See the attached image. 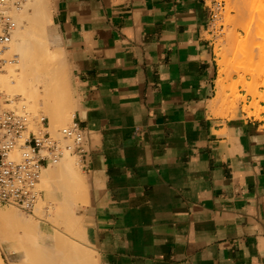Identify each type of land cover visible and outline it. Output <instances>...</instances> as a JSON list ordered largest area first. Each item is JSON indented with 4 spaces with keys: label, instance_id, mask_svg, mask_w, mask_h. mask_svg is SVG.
<instances>
[{
    "label": "crops",
    "instance_id": "crops-1",
    "mask_svg": "<svg viewBox=\"0 0 264 264\" xmlns=\"http://www.w3.org/2000/svg\"><path fill=\"white\" fill-rule=\"evenodd\" d=\"M50 2L98 264H264V115L208 106L209 0Z\"/></svg>",
    "mask_w": 264,
    "mask_h": 264
},
{
    "label": "bare ground",
    "instance_id": "bare-ground-1",
    "mask_svg": "<svg viewBox=\"0 0 264 264\" xmlns=\"http://www.w3.org/2000/svg\"><path fill=\"white\" fill-rule=\"evenodd\" d=\"M43 8L42 0H27L19 10L13 11L17 27L13 32L12 52L9 53L16 52L17 58L14 62L17 64H11L8 67L9 74L6 75V78L11 81L15 79L20 81L16 89L19 92L10 94L12 103H15L17 96L20 99V105L23 104L25 108L30 102L34 106L48 108L59 106L60 110L63 109L61 112L64 115L60 117V119L63 117L60 120L62 121L65 117L71 118L74 113H70L71 103L66 100L67 78L65 75L59 74L60 65L58 66V63L60 60L57 59L59 55H56L55 50L51 47L52 44H50L54 38L50 35L47 25L49 14ZM29 9H32L33 12H29ZM256 16L260 18V23L256 24L260 28L264 21V0H238L235 18L238 24H243V20L247 18L245 29L248 34L254 29L253 24L256 22ZM51 24L53 26L52 22ZM254 33L256 35V30ZM218 56L220 69L216 85L217 91L214 99L208 105L213 112L217 111V107L220 105L218 103L227 91V80L229 79L225 57L221 54ZM221 57L222 59H220ZM3 77L5 76L0 75V84L4 82ZM252 93L256 94L257 90ZM56 114H58L56 110L47 109L44 118L53 121L57 118ZM67 150L69 149L62 151L63 155L52 170L48 168L43 170L39 182L49 183L55 189L59 202L66 205V211L73 218L76 203L85 198L87 187L86 178L77 166L79 161ZM42 209L41 203H36L34 210L39 211L40 214ZM52 227L44 228L40 223L25 222L13 209H0V232L10 245V254L17 259L12 264H83L81 261L86 258L89 251L86 250V242L66 230L61 229V233L57 234ZM90 261L96 264L91 253ZM0 264H4L1 257Z\"/></svg>",
    "mask_w": 264,
    "mask_h": 264
},
{
    "label": "rangeland",
    "instance_id": "rangeland-1",
    "mask_svg": "<svg viewBox=\"0 0 264 264\" xmlns=\"http://www.w3.org/2000/svg\"><path fill=\"white\" fill-rule=\"evenodd\" d=\"M27 0L24 1V3ZM44 5V10L48 12L49 17L47 18V25L50 29V35L52 36L54 31V22L52 19V11H51V2L50 0H42ZM209 4L213 6V19L211 22V39L214 42L215 46V55L217 57V62L219 65V56L221 54L225 57V63L229 70V79L227 80V91L224 93V97L218 103L217 111H211L214 115L221 117H235L239 114H245L246 117H257L260 118L261 115H264V21L260 28L257 27V23H260L259 16H256V22L253 24L255 30L248 34L247 29H245L246 19L243 20V24H238L236 21V9L238 6V0H209ZM23 6V5H22ZM32 9H29V12ZM32 14V13H30ZM53 23V26L51 22ZM264 20V19H263ZM245 21V22H244ZM262 23V22H261ZM243 26V27H242ZM260 26V24H259ZM259 29V30H257ZM254 37H253V35ZM251 35V36H250ZM54 38V37H53ZM52 44L51 47L55 50L56 55H59L57 58L59 67V74L65 75L67 78L68 85L65 87L67 89V97L66 100L70 101V113H73V93H72V84H71V74L70 67L66 55V51L55 43ZM12 52V51H11ZM16 53V52H14ZM58 53V54H57ZM9 54V55H8ZM12 54L9 52L4 57H10ZM222 59V57L220 58ZM11 64L17 63H6L0 64V75H3L4 82L0 84V112L5 110H19V111H27L30 114L29 116V126L28 131H33L36 134L44 133L46 131L50 132L53 138L59 140L61 144L62 151L64 152L68 146H74V142L71 138L67 137L63 133V129L70 126L72 124V119L64 118L60 121V117L63 116V112H61V107L53 106V107H42V106H34L33 103H28L29 105L25 106L20 105V99H15V103L10 101L11 93L19 92L17 91V86L20 83L18 79L14 81L8 80L6 75H8V67ZM220 69V65H219ZM21 74V73H20ZM59 75V76H60ZM21 77V76H20ZM4 85V86H3ZM217 85V82H216ZM257 90L256 94L252 92ZM217 91V89H216ZM20 97V96H18ZM214 99V98H213ZM19 100V101H18ZM17 101V102H16ZM34 101V100H32ZM211 102V101H210ZM209 102V104H210ZM20 107V108H19ZM24 107V108H23ZM35 107V108H34ZM220 107V108H219ZM56 110L58 114L56 120L50 121L48 118L43 122L42 118H44L45 111ZM226 110V111H225ZM225 113H222V112ZM229 111V112H227ZM231 111V113H230ZM62 113V115L60 114ZM225 116H224V115ZM228 114V115H227ZM72 117V116H71ZM58 119V120H57ZM27 134V133H26ZM62 135V136H61ZM62 137V138H61ZM68 143V144H67ZM70 144V145H69ZM67 148H64L66 147ZM67 151L71 152V155L74 156L78 161L79 170L83 172L82 166L80 164L79 156L73 149H69ZM62 152V155H63ZM54 165H49L47 168L52 170ZM46 168V169H47ZM45 169V170H46ZM84 176L85 173L83 172ZM86 178V196L84 199L80 200L76 203L75 206V216L72 218L70 213L66 211V205L59 202V197L56 196V191L51 187L49 183H40L38 182V188L41 191L40 197L37 201L41 203L42 210L39 214V211L33 210L30 213H24L18 208L9 205V204H1V210H12L16 211L20 218L25 222H35L40 223L44 228L48 226H53L52 229L55 233L59 234L62 230H66L70 232L71 235L83 240L86 242V250L87 255L84 260L81 262L83 264H94L90 261V253L92 254L93 260H95L96 264H98V258L96 250L92 244V223L90 218L85 216L84 208L89 199V188L87 177ZM51 188V189H50ZM51 191V192H50ZM55 194V195H54ZM77 209V210H76ZM77 211V213H76ZM1 233V232H0ZM7 239L1 233L0 234V257L2 258V263L4 264H12L15 259L12 254H10V245L7 244ZM88 247V248H87Z\"/></svg>",
    "mask_w": 264,
    "mask_h": 264
},
{
    "label": "built area",
    "instance_id": "built-area-1",
    "mask_svg": "<svg viewBox=\"0 0 264 264\" xmlns=\"http://www.w3.org/2000/svg\"><path fill=\"white\" fill-rule=\"evenodd\" d=\"M24 1L0 0V64L14 63L17 58L16 53L10 57L4 55L12 50L13 32L17 27L13 11L19 10ZM29 116L25 110L0 112V203L24 213L32 212L40 197L38 182L43 170L56 164L62 156L61 144L50 132L28 131ZM63 133L74 142L68 149L74 150L83 142V131L76 123L64 128Z\"/></svg>",
    "mask_w": 264,
    "mask_h": 264
}]
</instances>
